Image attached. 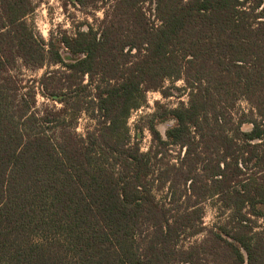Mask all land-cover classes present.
<instances>
[{
	"label": "trees",
	"instance_id": "trees-1",
	"mask_svg": "<svg viewBox=\"0 0 264 264\" xmlns=\"http://www.w3.org/2000/svg\"><path fill=\"white\" fill-rule=\"evenodd\" d=\"M102 1L97 28L45 42L33 0H0V264H264V0ZM179 80L188 102L133 138Z\"/></svg>",
	"mask_w": 264,
	"mask_h": 264
},
{
	"label": "rangeland",
	"instance_id": "rangeland-1",
	"mask_svg": "<svg viewBox=\"0 0 264 264\" xmlns=\"http://www.w3.org/2000/svg\"><path fill=\"white\" fill-rule=\"evenodd\" d=\"M33 2L35 5L34 12L26 18V21L35 29V32L41 36L45 42L49 40L52 32H68L69 34H73L78 27H82L85 24H90L97 28L103 19L104 14L108 11L107 6L105 5L106 2L102 0L92 1L91 3L88 2L84 9L69 3L67 0H33ZM147 14H149V18L153 21L154 17L152 13L147 11ZM65 57L68 60L71 59L68 56ZM51 69H58V67H53ZM47 70V68L33 70L19 65L17 73L22 75V78L25 79L26 83L30 80L38 81ZM184 88L185 84L181 80L175 82L166 81L164 83V88L161 91L147 92L144 104L137 110H133L129 116L128 126L131 130L132 137L134 138L136 135V126L144 127L143 121L146 117L153 114L156 109V104L170 108L177 107L182 103L186 104L188 102V96L187 91H184ZM162 92L169 96L165 98ZM37 100L40 106L44 103L47 105L52 104L45 100L41 95H38ZM79 116L80 118L77 121L76 130L79 134H84L87 129L92 128L94 122H92L86 114H81ZM171 124V122H165L158 126V130L163 137L165 136L167 128L170 127ZM139 136L140 137L138 138L141 143L142 152L148 151L151 146V134L145 128ZM212 203L211 200L206 202L204 227L207 229H210L212 225L215 224V219L218 214V211L212 207ZM259 224L263 225L262 222ZM199 240H202V238ZM194 241H196L195 238L192 239V242ZM203 258H206L209 261V264H211L210 257Z\"/></svg>",
	"mask_w": 264,
	"mask_h": 264
}]
</instances>
